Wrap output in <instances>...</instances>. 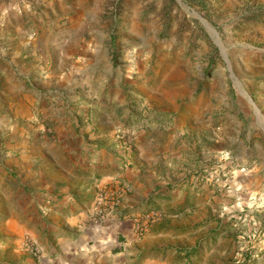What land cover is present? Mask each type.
<instances>
[{
  "label": "rangeland",
  "instance_id": "obj_1",
  "mask_svg": "<svg viewBox=\"0 0 264 264\" xmlns=\"http://www.w3.org/2000/svg\"><path fill=\"white\" fill-rule=\"evenodd\" d=\"M2 207L16 264H264V0H0Z\"/></svg>",
  "mask_w": 264,
  "mask_h": 264
},
{
  "label": "crops",
  "instance_id": "obj_2",
  "mask_svg": "<svg viewBox=\"0 0 264 264\" xmlns=\"http://www.w3.org/2000/svg\"><path fill=\"white\" fill-rule=\"evenodd\" d=\"M33 105H34V99L33 100L27 99L22 103V108L26 107V108H28L27 111L30 112ZM20 112H21V110H20ZM28 116L29 117H26V118L24 116H22V118H21L22 121L24 119L25 120L32 119L31 114ZM11 135L14 136L13 134H11ZM22 135H24V132L22 133ZM16 136L19 137L20 134H17ZM117 177H123L122 180L127 181L130 184H131V182L139 181L136 176H133V177H130L129 175H125V176L117 175V176H115V178H117ZM115 182H117V181H115ZM14 188H15V186H14ZM64 193H67V192H64ZM75 196H77L76 193H75ZM161 200H163V202L165 203L163 198ZM172 201L173 200H169L168 202L165 203V205L168 204L171 206ZM174 203H177V204L175 205ZM174 203L172 205H175L176 208L179 207V209H182V210L180 212L176 210L174 212V214L173 213L167 214V212H165L164 213V217H165L164 223L167 226V222L170 221L171 225L173 227H175L176 230L180 231L182 226L178 225L179 227L177 228V225H176L177 219H182V215L185 212H190V210L187 208L184 209L186 207V205L183 206L182 202L179 203V202L175 201ZM180 205H182V207H180ZM150 206H151V204H150ZM161 206H159V208L163 209V207H161ZM79 209L83 210L82 207ZM2 210H3L2 214H4V213L5 214H4V217H2L0 219V264H16V263H14L15 262L14 260H16L17 256L20 257L24 251L23 250L24 249V246H23L24 242L23 241H24L25 237H22V234L24 232H26V229L24 228L22 220L20 219L21 218L20 214H18L17 211H15L14 209L11 210L8 207L7 208L2 207ZM143 211H146L145 205H143L142 207L139 208V213L136 214L135 212H133V213L128 215L126 220H124V222H126V223H129V221H131L129 226H128V228L130 229L131 232L135 231V223H134L135 219H134V217L136 215H140V213H142ZM114 221H115V219H114ZM173 221H175L176 223L174 224ZM89 222H90V220H89ZM112 224L109 226L101 227V228L105 229V230L106 229L111 230ZM92 225H93L92 222L88 223V215L86 214V211L75 213L74 216L72 218H70V220L68 221L67 226L69 229H71L73 231L76 230V232H77L76 234H80V235L76 238H71L68 247H63V250L65 252H69L71 257H74L75 255H80L79 251L82 252L84 250V248H85L84 244L86 246H92L91 249H94V250L99 249L97 247L100 245L97 244L96 242L90 244V241L94 240V239H92V237L90 238L89 235H85L86 232L91 233V230L93 228ZM125 225H128V224H125ZM59 247L60 246H58V248ZM106 250H108V249H106ZM172 250H173L174 254L177 252L180 253V251L177 250V247H172ZM56 251H58V250H56ZM6 253L10 254L11 258H6L5 257ZM160 254H162V253H160ZM180 254H182V253H180ZM94 255L96 256L97 254L94 253ZM51 256H53V254ZM97 257H98V255H97ZM44 259H46V258H44ZM171 259L172 258H170V257L165 258V259H163L165 262H162V263L167 264V262H171ZM100 260L101 259H97V261H100ZM146 260H149V259H146ZM160 260H162V259H160ZM59 261H62V260H60L59 256H56L54 258L48 257L46 259V264H64V263H60ZM84 261L89 262V258L83 259V262ZM110 261H113L112 264H118L119 263L118 258H110ZM155 261H157V260H155ZM65 262L69 264L70 261L66 260ZM146 263L147 262H145V264ZM154 264H156V262H154Z\"/></svg>",
  "mask_w": 264,
  "mask_h": 264
},
{
  "label": "built area",
  "instance_id": "obj_3",
  "mask_svg": "<svg viewBox=\"0 0 264 264\" xmlns=\"http://www.w3.org/2000/svg\"><path fill=\"white\" fill-rule=\"evenodd\" d=\"M147 224H148V221L143 222L142 225L139 226L138 230L142 232L144 230V228L147 226Z\"/></svg>",
  "mask_w": 264,
  "mask_h": 264
}]
</instances>
